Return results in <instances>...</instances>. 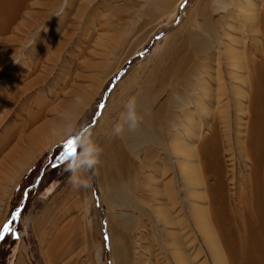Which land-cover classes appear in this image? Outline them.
Instances as JSON below:
<instances>
[{"label": "rangeland", "instance_id": "1", "mask_svg": "<svg viewBox=\"0 0 264 264\" xmlns=\"http://www.w3.org/2000/svg\"><path fill=\"white\" fill-rule=\"evenodd\" d=\"M256 16L264 0H0V228L12 221L0 264H179L180 250L189 264H218L220 248L213 257L201 235L207 187L218 160L228 182L243 169L237 131L258 95L254 67L264 75V23L261 33L247 27ZM133 97L138 116L143 101L154 115L152 131L115 136ZM60 118L87 126L103 149L85 173L91 187L68 183L61 157L72 138L55 127L8 178L2 160L19 138ZM178 141L197 152L187 162L198 186L181 179Z\"/></svg>", "mask_w": 264, "mask_h": 264}, {"label": "bare ground", "instance_id": "2", "mask_svg": "<svg viewBox=\"0 0 264 264\" xmlns=\"http://www.w3.org/2000/svg\"><path fill=\"white\" fill-rule=\"evenodd\" d=\"M249 21L252 26L248 24L247 27H250L255 32H262L261 27L264 23L263 18L257 19L258 23L256 28L255 24L250 19ZM261 44L263 43L261 42ZM234 54H236L237 58H234ZM239 59L240 56H238L235 50H231L228 54V60H232V66L238 67ZM253 73L256 81L258 80L257 83L260 85L257 86V83L253 82L251 83V89L255 88L254 91L257 92L258 95L253 100L250 96L249 102H251V109L248 110L249 119L246 129L245 131H237L238 135L235 144L238 157L243 160L242 172L237 177L232 176L228 182L225 175L226 173L224 174L222 171L223 164L218 160L217 163L213 164L214 183L210 187H207L209 193L207 197L209 215L207 218L209 219L206 221V230L205 232L203 231L204 233L201 235L208 241L210 254L213 255V257L217 255L220 248V257H215L219 260V262L216 261L218 264H264V84H262L264 83V75L260 79L255 67ZM198 87L203 93L206 90V87L203 85L198 84ZM217 89L221 90L219 81ZM205 92L207 93V91ZM230 92L232 94L235 93L233 89ZM141 102L142 100L136 103L137 107H139ZM80 104L81 103H79V105ZM70 107L72 106H69V108ZM141 113L142 115L138 116L139 122L137 125L139 127L143 126L142 130H145L144 133H149L152 131L154 120L149 121L148 118H154V115L150 113L149 107L146 105L145 101H143ZM63 120L64 118L47 121L38 128L33 129L26 137L22 138L23 135L19 138V141L13 145L12 150L6 154L8 160H2L6 167L5 172H7L8 178L9 174H11V178L14 179L28 162L32 160L36 152L35 149H37L41 136L44 135L46 129L48 130L51 127H55L61 132ZM65 120L68 121L67 119ZM240 135H243L242 139L239 138ZM63 136L57 133L52 139L51 137L53 136L48 137L46 142L51 145L58 140H62L64 138ZM152 137H154V134L150 136V138ZM171 147L173 148V152L178 155V159L179 156L185 159V162L178 160L177 164L182 181L186 184H191L190 181H192L193 185L195 184L198 186L197 184L199 183L194 180L195 175H193L195 172L193 165L195 164L187 162V159H194V154L197 152L189 147H184L181 141L173 143ZM206 150L204 152V159L207 162H204L205 164L203 165L205 170H210L214 152L212 150L208 151V153H211V155L209 154L211 157L209 160V156L206 155L208 154ZM0 164L2 163L0 162ZM229 184H231V186H229ZM164 207H159L161 216L167 210ZM216 245H218V248ZM177 248L174 249L177 250ZM171 253L175 259L179 260L177 261L179 264H189L188 262L190 259L181 250L179 252L171 251ZM213 264H215V262Z\"/></svg>", "mask_w": 264, "mask_h": 264}, {"label": "clouds", "instance_id": "3", "mask_svg": "<svg viewBox=\"0 0 264 264\" xmlns=\"http://www.w3.org/2000/svg\"><path fill=\"white\" fill-rule=\"evenodd\" d=\"M135 105V98L129 99L125 105V111L120 114L118 122L113 126L115 136L122 135L125 126L129 130L137 126L139 117ZM62 132L64 136L71 137L76 142L75 152L68 157L64 165V171L68 173V183L77 190L90 188L91 175L85 176V173L90 174L98 167L103 149L94 142L92 132L87 126L77 127L69 123Z\"/></svg>", "mask_w": 264, "mask_h": 264}, {"label": "snow or ice", "instance_id": "4", "mask_svg": "<svg viewBox=\"0 0 264 264\" xmlns=\"http://www.w3.org/2000/svg\"><path fill=\"white\" fill-rule=\"evenodd\" d=\"M64 147H65L66 151H65V155L61 157V160L65 159L67 156H70L75 152V150H76L75 140H73V139L67 140ZM17 215L13 216V220H15L17 218ZM11 223H12V221H9V222L5 223L2 226V228H0V239H3L4 235L9 233L12 230L10 227Z\"/></svg>", "mask_w": 264, "mask_h": 264}]
</instances>
